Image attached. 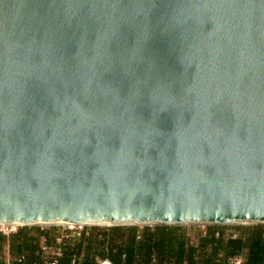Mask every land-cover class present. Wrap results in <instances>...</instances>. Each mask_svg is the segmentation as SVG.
<instances>
[{
	"label": "water",
	"instance_id": "obj_1",
	"mask_svg": "<svg viewBox=\"0 0 264 264\" xmlns=\"http://www.w3.org/2000/svg\"><path fill=\"white\" fill-rule=\"evenodd\" d=\"M55 221L264 225V0H0V224Z\"/></svg>",
	"mask_w": 264,
	"mask_h": 264
},
{
	"label": "trees",
	"instance_id": "obj_2",
	"mask_svg": "<svg viewBox=\"0 0 264 264\" xmlns=\"http://www.w3.org/2000/svg\"><path fill=\"white\" fill-rule=\"evenodd\" d=\"M206 228L197 241L181 226L87 228L63 248L59 264H227L239 254L244 264H264L263 225L244 227L228 239L222 227ZM61 232L59 227H22L9 236L0 232V264L7 249L13 259L49 263L53 256L45 249L58 247Z\"/></svg>",
	"mask_w": 264,
	"mask_h": 264
},
{
	"label": "built area",
	"instance_id": "obj_3",
	"mask_svg": "<svg viewBox=\"0 0 264 264\" xmlns=\"http://www.w3.org/2000/svg\"><path fill=\"white\" fill-rule=\"evenodd\" d=\"M22 227H28L24 225L10 224V225H0V232L6 236L18 232ZM62 227L61 236L57 239L58 247L56 249H45V252L53 256V260L47 264H59V259L63 256V248L67 245L68 242L73 241L75 238H78L80 234L89 226H60ZM220 235L217 234V237ZM224 238L228 239L230 236L228 234L224 235ZM235 238V237H233ZM16 264H39L38 262H29L25 256H19L16 260ZM154 264V263H150ZM227 264H244L243 255L231 256L227 259Z\"/></svg>",
	"mask_w": 264,
	"mask_h": 264
},
{
	"label": "rangeland",
	"instance_id": "obj_4",
	"mask_svg": "<svg viewBox=\"0 0 264 264\" xmlns=\"http://www.w3.org/2000/svg\"><path fill=\"white\" fill-rule=\"evenodd\" d=\"M252 226H257V225H227V226H219V227H222V231L225 234H228L229 236H232V237H238L240 232H241V229H243L244 227H252ZM28 227H39V228H43V229H48L49 227H59V229H61V231L63 229L60 226H48V227H46V226H28ZM93 227L104 228L106 226H89L87 228H93ZM138 227H146V226H138ZM181 227H187L188 235H191L194 238V241H197L196 239H198L199 235L201 233H204L207 229L206 228L207 226H199V225L181 226ZM8 264H13L12 260L9 259Z\"/></svg>",
	"mask_w": 264,
	"mask_h": 264
},
{
	"label": "bare ground",
	"instance_id": "obj_5",
	"mask_svg": "<svg viewBox=\"0 0 264 264\" xmlns=\"http://www.w3.org/2000/svg\"><path fill=\"white\" fill-rule=\"evenodd\" d=\"M22 223H25V222H22ZM21 222L20 223H16L17 225H23ZM125 223V222H124ZM116 224H119V223H116ZM127 224H137V225H141V224H144V223H140V222H137V221H129V223ZM151 224V223H150ZM188 224V223H186ZM194 225H199V226H203L205 225L204 223H193ZM0 225H9V224H6V223H2ZM52 225H55V226H66V227H70V226H80V225H84V226H111L112 223H107V222H103V221H88V222H81V223H77V222H70V221H55V222H47V223H36L35 226H52ZM146 225V224H145ZM149 225V224H147ZM31 226V225H30ZM34 226V225H33ZM102 264H109V263H102Z\"/></svg>",
	"mask_w": 264,
	"mask_h": 264
},
{
	"label": "crops",
	"instance_id": "obj_6",
	"mask_svg": "<svg viewBox=\"0 0 264 264\" xmlns=\"http://www.w3.org/2000/svg\"><path fill=\"white\" fill-rule=\"evenodd\" d=\"M48 253L46 252V255H47ZM9 259L10 260H12V262H13V264H16V259H13L11 256H10V254H9V252H8V249L5 251V255H4V263L6 264H8V262H9Z\"/></svg>",
	"mask_w": 264,
	"mask_h": 264
}]
</instances>
